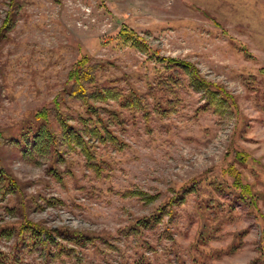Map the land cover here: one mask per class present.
<instances>
[{
	"label": "rangeland",
	"instance_id": "374dc122",
	"mask_svg": "<svg viewBox=\"0 0 264 264\" xmlns=\"http://www.w3.org/2000/svg\"><path fill=\"white\" fill-rule=\"evenodd\" d=\"M155 53L190 63L226 106L180 70L167 91ZM82 58L148 114L97 103L113 140L25 155L39 113L58 134L59 117L89 118L68 94ZM0 184V264H264V0H0ZM29 222L86 240L41 245Z\"/></svg>",
	"mask_w": 264,
	"mask_h": 264
},
{
	"label": "trees",
	"instance_id": "16d2710c",
	"mask_svg": "<svg viewBox=\"0 0 264 264\" xmlns=\"http://www.w3.org/2000/svg\"><path fill=\"white\" fill-rule=\"evenodd\" d=\"M14 23L15 15L14 13H11L4 20V24L2 26L3 32L5 30L12 29L14 27ZM119 37L125 44H129L137 50L149 51L148 46H146L147 44L145 39L139 36L133 29L128 28L126 25H123L120 30ZM150 57H155L157 61L164 63L165 68L171 71L170 76L165 79L166 81L161 83V85L166 86L167 91L173 90V85L177 83L176 76L174 75L180 70L188 75L190 81L189 83L193 89L202 93L206 97L207 106H218L217 108H222L228 103L226 98L222 95L224 91L220 88H215L210 83L202 81L197 71L190 63L173 58H160L156 53L152 54ZM88 63V59L82 58L73 65V68L69 73V81H71L72 84L69 87L68 94L72 98L81 101L86 105V113L89 115V118H80L79 121L81 125L79 127L69 124L67 118L59 117L58 122L60 124L61 133L58 134L51 128H48V114L45 111L39 113L38 118L40 120H44V123L35 132H28V134L25 135L26 138H24V143L27 142L29 146V150L24 153L25 155L27 153L45 154L52 145H54L57 153H59L61 148L69 147L73 149L80 148L88 154V146L86 144L90 140L104 141L106 138L113 140L114 136L111 134V131L105 125L103 120L97 117L98 113L97 108L95 107L97 103L117 101L122 107H128L130 110L144 109L145 114H148V105L145 103L146 98L144 96H137L135 93L127 96L116 87L101 85L96 75L97 68L99 67L89 65ZM85 137H87L88 140L85 139ZM239 187L241 189L244 188V192L249 195V187H243L242 184H240ZM144 200H147V198H144ZM167 213L169 212H160L157 216L152 217L150 222L144 221L140 223V226L146 227L150 225V223H161V215H165ZM23 230L29 232L31 235L29 236L30 239L37 241L41 245H53V243H57L56 238L71 240L77 244L86 240L83 235L77 232L57 234L56 230L47 231L39 225H35L30 222L24 226Z\"/></svg>",
	"mask_w": 264,
	"mask_h": 264
}]
</instances>
